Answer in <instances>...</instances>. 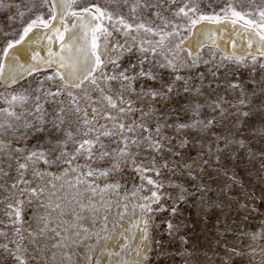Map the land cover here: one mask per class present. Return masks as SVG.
I'll return each mask as SVG.
<instances>
[{"label":"snow or ice","instance_id":"1","mask_svg":"<svg viewBox=\"0 0 264 264\" xmlns=\"http://www.w3.org/2000/svg\"><path fill=\"white\" fill-rule=\"evenodd\" d=\"M169 3L176 4V0H109L105 6L90 0H32L23 10H20V5H15L17 12L9 18L23 20L26 14L34 15V18L24 23L18 39L9 40L0 52V80L11 86L18 78L40 71L38 64L49 68L53 64L57 65L53 74L44 77V80L52 82L51 87L46 88L44 80L38 81L34 90L26 88L23 92L4 95L7 106L0 107V195L3 196L0 203L4 205V216L11 222L15 237L7 243H0V249L12 257L16 264H35L40 255L49 249L48 243L41 245L42 240L52 241L51 249H67L60 253L59 264L72 261L74 248L82 245L89 252L86 260L91 264V253L95 251V247L89 248L85 241L94 237L98 245L101 240L109 238L102 235L109 231L108 215H101V212L110 213L112 210L113 202L105 199V194L109 192L118 197L115 207L119 219L122 220L128 214L129 197L135 201L132 203L133 214L137 209L141 212V218L134 220L121 233V238L126 241L121 246V252L127 254L132 251L131 242L135 239L132 229H136L143 233L140 245L136 248V256L140 257L137 264H147L153 243L160 249L157 255H168L171 264H175V257L164 248V242L159 239L153 241L149 234L150 214L168 210L161 204L162 197L166 195L160 191L164 183L147 175L154 173L156 177H160L161 169L168 170L172 176L183 178L190 184V187H185L184 184L173 185L169 181L170 187L178 189L175 198L168 197L173 200L170 208L173 215L178 211L179 202H191L205 216L208 210L219 209L217 223H220L221 216L231 219L233 211L237 216L242 215L244 221L254 213L264 217V212L260 211L264 207V148L258 152L249 150L245 142L247 138H235L242 129H238L235 134L232 131L241 124L252 127L256 119L264 124V76L247 90L242 83L230 81L228 88L238 93L235 102L220 96L211 105L213 114L203 119L197 118L200 116V104L192 107L193 117L190 122L178 124L170 123L166 118V105L156 106V103L163 104L165 101L175 102V97L179 94L177 81H183L185 93L191 91L187 78L180 74L183 69L198 67L200 63L207 65L210 62L199 52L194 54L191 48L182 47L185 34L201 21L240 25L236 34L247 37L248 49L242 51H247L248 55L244 56L236 54L234 44L232 54L220 52L213 35H209L215 45V50L209 49L210 59L215 61L219 53V63L215 65L217 69L224 62H228L238 66L250 64L254 69L258 65L264 70V0L259 3L256 0H239L238 5L229 0L221 10L222 15L202 14L197 0H184L181 6L172 11L171 19L161 11H171L166 7ZM3 7L10 8L12 5L6 6L0 0V8ZM122 7L128 9V17L121 12ZM45 8L48 10L47 18L42 11ZM149 11L160 21L159 24L145 16ZM69 17L74 18L71 28L78 29L80 36L71 33L66 41L65 33L69 32V26L65 21ZM58 18L59 27L53 23ZM179 18H185L187 25L177 23ZM40 28L51 33L47 37L50 43L53 37L60 41L59 53H54L49 48V58L43 59L39 53L34 52L32 59L38 61V64L27 66L19 63L16 56L9 55L16 45L26 42L29 33ZM114 33L122 35L125 42L111 44ZM134 48L139 54L140 68L136 72V65L130 64L134 74L129 75V69L122 68L121 60L126 53L132 54ZM110 50L115 53L114 56L108 55ZM146 62L150 65L147 70L144 67ZM157 68L166 70L169 75H175L165 81L163 75L154 71ZM200 75L203 76L202 73ZM215 75L216 72H213V76ZM137 77L153 82L160 80L161 87L145 88L141 85L140 91L136 92L133 83ZM56 80L60 83L56 84ZM113 82L119 85L118 90L114 89ZM86 84L98 92L99 97L94 98ZM52 87H55V91ZM125 93H135L139 100L148 99V110L145 111L143 107L134 109V102L126 101ZM65 95L68 97L67 103L63 99L57 100V97ZM82 101L85 102L83 107ZM100 102H106V108L115 109L121 115H113L110 111L94 106ZM47 104L53 105L51 112L45 108ZM231 108H235V112L230 111ZM134 111L140 112L138 121L134 120L128 125L121 122L123 115ZM217 112L221 117L219 121L215 115ZM149 118L152 123L148 122ZM98 119H103L105 123L97 126ZM229 119L232 120L231 126L228 125ZM109 122L112 124L111 128L108 127ZM217 124L221 125L219 129ZM225 128L227 135L224 133ZM167 129L185 134L173 137L167 133ZM257 131L264 142V127ZM188 133H192L191 139ZM45 138L47 143L44 145H28L30 139L39 141ZM104 138H108L110 142L105 143ZM190 143L193 147L197 143L200 145L195 156L189 149ZM113 144L115 147H112ZM186 149L188 150L185 151ZM240 150H245L247 158L239 154ZM142 152H148L149 156L146 161L137 163ZM160 160L163 162L158 166ZM233 161L235 164L230 169L228 164ZM99 162H104L107 166L102 167ZM40 164L47 167L41 170ZM53 165L67 167L58 176L47 171ZM128 165L140 175L142 183L130 193L125 191L120 196L123 185L118 180L112 183L107 181L114 175L122 176V168ZM241 165L250 174L248 183L252 190L245 188L244 181L235 171ZM30 168L33 177L39 179L50 175L53 180H60L69 173L74 174L73 179L66 180L65 183L70 189L76 190L73 200L79 211L66 210L72 200L58 194L56 183L49 181L45 186L32 187V181L26 179ZM13 169L17 174L15 179L12 178ZM7 180L13 182L8 184ZM100 180L105 181L103 185L98 183ZM253 180L257 183L253 184ZM144 181L151 186L147 189L150 194L138 196V193L145 191ZM81 186L85 192L91 194L87 204L77 199ZM63 188L64 185L61 184L60 189ZM10 189H15L18 193L13 194L11 201L8 195ZM46 191L48 198L41 199ZM213 192L214 195H210ZM33 198L39 201V208L45 210L44 214L37 216L35 232L31 226L23 228V208L25 203L31 205ZM153 205L157 207L154 208ZM85 221L88 222L87 226ZM164 223L167 235L173 238L169 241L171 244L179 234L180 226L171 220H165ZM0 224H5V220H0ZM115 226L113 223V231ZM25 232L27 236L23 234ZM229 232L236 243H229ZM220 235L224 238L218 240V243L223 244L225 257L220 260V264H236L233 257L241 258L239 264H245V257L247 264H264V219L261 220L259 230L252 232L241 229L235 221L231 225L225 222ZM0 236L7 238L8 233L0 230ZM179 240L181 244H189L184 234H179ZM245 240L249 243L245 244ZM145 243L149 245V251L143 252L141 256ZM29 244L32 245L31 249ZM177 254L184 258V264H192L194 253H190L187 248L183 252L177 249ZM107 255L121 257L120 252L108 251ZM46 259L56 261L57 252L52 251L51 256ZM117 264H128V261L121 257ZM201 264L207 262L201 261Z\"/></svg>","mask_w":264,"mask_h":264},{"label":"rangeland","instance_id":"2","mask_svg":"<svg viewBox=\"0 0 264 264\" xmlns=\"http://www.w3.org/2000/svg\"><path fill=\"white\" fill-rule=\"evenodd\" d=\"M32 0H3L4 5H12V7H3L0 8V52L3 51L4 47L6 46L7 42L9 40L18 39V35L20 31L22 30V25L24 23H27L30 18H34V15L32 14H26L23 17V20L20 18L11 19L9 17L14 16L17 12V8L15 5H20V10L24 9V6L26 4H30ZM92 3H97L101 6H105L106 3H109V0H90ZM199 5V11L202 14L205 15H214V14H220L222 15V9L225 7L226 4L229 3V0H197ZM233 3L239 4V0H232ZM260 0H256V3H259ZM184 3V0H176V4L169 3L166 7L171 9V11H164V9H161L162 12H164V15H166L169 19L172 18V11H175L176 8L181 6ZM121 12L128 17V9L126 7H122ZM42 11L45 13V18H47L48 10L42 9ZM146 17L150 18L152 21H155V23L159 24L160 21L156 20L154 16H152L151 12H146ZM130 19V17H129ZM177 23L185 24L187 25L188 21L185 18H179L176 21ZM107 23V22H106ZM188 32L185 34L187 36ZM119 42L123 44L125 42L124 37L120 35L119 33H114L113 38L111 40V44H114L116 42ZM129 43H131V39L129 38ZM111 47V45H110ZM183 47V46H182ZM212 48L215 50L214 47H203L199 50L200 55L205 59L209 60L210 62L206 65L203 63H200L198 67L195 68H185L183 69L180 74L185 76L188 80V85L191 89L190 92L185 93L183 91V81H177L176 82V88L179 91V94L175 97V102L173 101H165L163 104L156 103L157 107L165 106L164 108L167 116L166 118L169 120L170 123H185L190 122L193 117L192 107L196 104H200V116L197 117L199 119H203L205 117H210V114L212 113L211 105L219 99L220 96H224L226 100L235 102V98L237 97L238 93L234 92L233 90L228 88V83L230 81H237L242 83V85L245 87V90L252 87L256 81H260L262 76H264V70L260 69L257 65L255 69L249 64L248 66H238L235 64H230L228 62H224L223 66L217 69L215 67L216 64L219 63V53L217 54V58L215 61H212L209 57V49ZM195 54V53H194ZM109 56H114L115 53H113L111 50L108 53ZM138 53L136 52V49H133L132 54H125L124 58L121 60V66L122 68H128L129 69V75L134 74L133 70L130 68V64H135L136 69L135 71L138 72L140 65L138 63ZM1 58V57H0ZM250 59V57H249ZM149 64L146 62L144 67L147 70L149 68ZM110 71V67L108 69ZM154 71L157 72L158 75H163L164 80L168 81L172 78V75H169V73L166 70L163 69H154ZM213 72H216V75L213 76ZM53 70H45V71H38L33 73L32 75H28L27 77L21 79L17 83L11 85V86H4L0 83V107H6L4 100V95L13 93V92H23L26 88L35 89L38 86V81L44 80V77L47 75L53 74ZM203 74L201 76L200 74ZM56 84H59L60 81L56 80ZM141 85H143L145 88L147 87H155L159 89L161 87V81L157 80L155 82L153 81H147L143 77H137V79L133 83V87L135 88L136 92L140 91ZM44 86L46 88L52 86L51 81L44 80ZM86 87H89L90 94L95 98L99 97V93L94 91L91 86L85 85ZM114 89H119V85L115 84L113 82ZM52 90L55 91V87H52ZM198 90V91H197ZM78 95H81V93H77ZM63 99L65 102H68V97L62 96L57 97V100ZM125 100L126 101H133V108L139 109L141 107L144 108L145 111L148 110L150 101L148 99L139 100L137 99V96L135 93H125ZM84 101L81 102V106H84ZM106 102H100L97 103L96 107L101 108L102 110L110 111L113 115H121L117 112L115 109H110L105 107ZM45 108L51 112L53 110V105L47 104L45 105ZM230 111L235 112V108H231ZM89 114L91 115V110L89 109ZM217 120H221L219 112L215 113ZM140 119V112L134 111L133 113L123 115L121 117V122H123L125 125L132 124L133 121H138ZM149 123H152L151 118L148 120ZM105 121L103 119H98V124H104ZM232 120H228V125L231 126ZM220 124H217V129L220 128ZM108 127L111 128L112 124L109 122ZM264 127V124L260 122L259 119H256L254 121V126L252 127H245L243 124L239 125L238 128H234L233 134L236 133L238 129H242V132L240 135L236 136V139H246V145L247 148L253 152H258L259 149L264 148V142L261 141V138L258 133V129ZM169 135H172L173 137H177L179 135H183L185 133H178L175 132L173 129H167L166 130ZM225 135L228 134L227 129H224ZM189 138L191 139L192 133H188ZM130 135V134H129ZM105 143H109L108 138H104ZM47 143V138L41 139L39 141L36 140H29L28 145L29 147H35L37 144L44 145ZM207 143H210L207 142ZM199 144L197 143L195 147L190 143L189 149L191 150V154L193 156L196 155V150L199 148ZM112 147H115L113 144ZM186 149L185 151H187ZM205 150H207L205 148ZM240 155L247 158V153L245 150H240ZM149 156L148 152H142L141 155L137 158V163H140L141 160H145ZM163 161L160 160L158 162L162 163ZM100 166L106 167L107 165L104 162H99ZM235 164V161L228 164V167L230 169L233 168V165ZM40 169L43 170L47 166L40 164ZM67 167V165L62 166H56L53 165L51 167L47 168V171L49 173H55L58 176L62 175L63 168ZM250 167V165L248 166ZM235 171L239 175L242 181L245 183V188L248 190H252V186L249 185L248 181L250 179V174L248 171L245 170V166L241 165L238 168H235ZM162 175L160 177H156L154 173H147V175L152 176L153 179L161 180L164 183V187L160 190L162 193H165L161 199V204L164 205V207L168 210L161 211V212H155L150 214L151 219H149V234L153 241L155 240H162L164 242V248L171 254L172 257H175V264H184V258L177 254V249H179L181 252L184 251L185 248L188 249L190 253H194V258L192 260V264H201V261H206L207 264H220V260L222 258H225L223 256V244L218 243V240H223V235H220V233H223V225L226 222L227 224L231 225L233 224V221H235L236 225H239L241 229H246L248 232H252L254 230L258 231L259 226L261 224V220L264 219V217H261L259 214H252V216L247 220H243V216H237L236 213L233 211L231 213V219H226V217L221 216L220 217V223H217L216 216L220 214L219 209L214 210H208L207 216L201 214L200 209L193 205L191 202H179L178 203V211L175 215H173L170 211V208L173 204V200L169 199L168 197L171 196L175 198L178 195V189L175 187L169 186V181L172 182L173 185L175 184H184L185 187H190V184L186 183L183 178L178 179L176 176H172L171 173L166 169H161ZM254 176V171L252 173ZM74 174L69 173L67 177H62L60 180H53L52 176L47 175L43 179L34 178L32 175L31 168L29 169L26 179L32 181L31 186L37 187V186H45L48 184L49 181H52L53 183L57 184V190L58 194L61 196H67L68 200H72V203L68 205L67 211H79V208L77 207L75 200H73V196L76 193L75 189H70L68 185L65 183L66 180H72ZM12 178H17V174L15 170L12 171ZM119 181L123 187L120 189V196H123L125 191H128L129 193L138 185L142 183L140 175L134 170V168L131 165H128L127 167L122 168V176L117 174L114 175L112 178H110L107 182L112 183L115 181ZM8 184H11L12 180L6 181ZM105 181L100 180L98 183L103 185ZM145 184V191L138 193V196L140 195H149L150 193L147 191L148 188H151V186L147 185V182H143ZM257 182L253 180V184H256ZM63 184L64 188L60 189V185ZM23 187V186H21ZM50 187V185H49ZM213 188H215V185H213ZM13 194H17V190L10 189L9 191V200L11 201L14 196ZM90 193H87L84 191L83 186L80 187V195L77 197L82 203L87 204L88 197L90 196ZM210 195H214L213 193H210ZM48 193L46 191L45 195L41 197V199H47ZM3 199V196L0 195V200ZM25 200H27V197H24ZM105 199L108 201L113 202V207L110 213H104L101 212V215H108V228L109 231L102 233L103 236H108L109 238L106 240H101L100 243L97 245L96 240L93 237L92 239H89L85 241V244L89 246V248L95 247V251L91 253L92 255V261L91 264H97V261H99V264H103L102 261H105L106 264H117L118 260H120L121 257L126 259L128 261V264H137V261L140 259V257L136 256V248L138 245H140L141 237L143 235L142 232L132 229L133 232H135V239L131 242V248L132 251L128 252L127 254L121 252V246L126 243V241L121 238V233L125 232V229H128L131 223L134 220H139L141 218V212L139 209L136 210L135 214L132 212V203L135 201L129 197V200L127 203L129 204V210L128 214L124 216V218L121 220L117 216V208L115 207V202L118 200V197L115 193L109 192L105 194ZM64 203H67V201H64ZM39 201H37L35 198H33V203L31 205H28L25 203L23 208V228H28L31 226V229L35 232L37 230V216L44 214L45 210L42 208H39ZM153 207H157L156 205H153ZM261 212H264V207H261ZM0 220H5V224L8 225L7 227L5 224H0V230L5 231L8 233V237L0 236V243H7L9 239L15 238L13 235V228L11 227V222L8 221L4 216V205L3 203H0ZM165 220H171L174 224L179 225V234H184L189 240L188 245L181 244L179 240V234L174 239L173 243H169L170 240H173L172 237H169L166 232V225L164 223ZM87 226V221L84 222ZM113 223H115V229H113ZM19 226V225H18ZM141 227L143 225L141 224ZM117 233V234H115ZM25 236H27V233H23ZM128 235L129 233H125ZM116 235V241L113 243V245L108 246L105 248L104 252L102 253V257L99 258L98 256V250L100 249L101 245L107 241L111 237H114ZM229 243H236V241L232 238V233L229 232L227 234ZM113 239V238H112ZM44 243H48L49 249L47 252H45L43 255H40L39 260L35 262V264H59V257L60 253L63 251H67V249H51V243L52 241H41V245L43 246ZM249 243V241L245 240V244ZM10 247H13L12 245H9ZM28 247L31 249L32 245H28ZM152 250L149 253V260L147 264H171L170 257L168 255H157V253L160 251L159 247L153 243L151 246ZM211 249V250H209ZM56 251L57 252V260L53 261L51 259H46V257L51 256V252ZM113 251V252H120L121 257L116 256H108L107 252ZM149 251V245L145 243L143 245V251L141 252V256L143 255V252ZM75 255H73L72 261H65L64 264H88V261L86 260L87 255H89V252L85 249V247L82 245L78 248H74ZM206 254V255H205ZM195 257H198L199 259H196ZM233 261L236 262V264H239L240 257H233ZM245 264H247V257L244 258ZM0 264H16V262L12 259V257L8 256L7 253H5L2 249H0Z\"/></svg>","mask_w":264,"mask_h":264},{"label":"bare ground","instance_id":"3","mask_svg":"<svg viewBox=\"0 0 264 264\" xmlns=\"http://www.w3.org/2000/svg\"><path fill=\"white\" fill-rule=\"evenodd\" d=\"M73 21L74 18L71 17L67 18L65 21V23L69 26V32L65 33L66 41L71 33H75L77 37L80 36V32L78 29L71 28ZM53 23L59 27V18ZM239 27L240 25H232L228 22L215 24L209 21H201L200 23L192 27L190 32H188L185 43L182 46L184 48H191L193 53L199 52V50L203 47L215 48V45L212 44V40L209 39V35L211 34L216 40V44L218 45L220 52L232 54V44H234L235 52L237 55L247 56L248 52L242 51L244 49H248L247 37L243 34H236L237 30H239ZM61 31H63V27H61ZM50 35L51 33H49L46 29H34L33 32L29 33V37H26V42L23 45H16L13 49L10 50L9 55L16 56L19 60V63L24 64L25 66L38 64V61H34L32 59L34 52L39 53V56L43 59L49 58V48H51L52 52L54 53L60 52V41L53 37L52 42L50 43L49 39L47 38ZM0 59H2V57ZM38 66L40 68V71H55L57 67V65L55 64H53L51 68L47 67L46 65L40 64H38ZM5 71L7 72V68L5 69ZM27 76L28 75H24L22 77L25 78ZM22 77L18 78V80ZM0 83L4 86H9V84L3 80H0ZM116 239L117 238L115 235L114 237H111L109 241L101 245L100 249L98 250L99 258L102 257V253L104 252L105 248L113 245ZM102 263L106 264L105 261H102Z\"/></svg>","mask_w":264,"mask_h":264},{"label":"water","instance_id":"4","mask_svg":"<svg viewBox=\"0 0 264 264\" xmlns=\"http://www.w3.org/2000/svg\"><path fill=\"white\" fill-rule=\"evenodd\" d=\"M21 79H23V77H22ZM21 79L17 80V82L20 81ZM17 82H16V83H17ZM14 84H15V83H14ZM11 85H12V84H11Z\"/></svg>","mask_w":264,"mask_h":264}]
</instances>
